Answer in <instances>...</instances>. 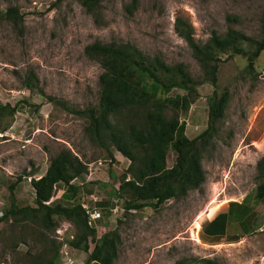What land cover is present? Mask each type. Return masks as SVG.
I'll return each mask as SVG.
<instances>
[{
  "label": "rangeland",
  "instance_id": "374dc122",
  "mask_svg": "<svg viewBox=\"0 0 264 264\" xmlns=\"http://www.w3.org/2000/svg\"><path fill=\"white\" fill-rule=\"evenodd\" d=\"M132 4L105 0V24L98 26L76 0H0V164L9 158L14 171L7 184L0 182V264H46L77 236L65 219H57L56 230L47 232L33 221L7 217L12 205L35 207L28 169L45 174L49 159L65 148L87 165V175L75 182L81 190L77 202L102 214L97 238L110 232L120 237L114 264H195L204 258L219 264H264V198L258 197L264 180L257 170L264 157V52L252 72L246 56H222L217 87L204 83L198 96H191L181 122L187 137L195 139L210 126L214 92L229 95L224 118L214 123V137L203 153L207 180L201 189L158 209L127 211L130 195L117 188L128 159L114 147L106 151L93 142L86 132L88 119L74 113L99 105L103 68L87 55L88 46L130 43L169 65L184 64L202 81L199 63L176 32L177 21L193 26L198 43L230 28L260 40L264 0H139L130 14ZM9 10L22 20L16 23ZM31 73L38 80L35 91L24 83ZM184 94L174 90L171 95ZM14 108L18 112L12 115ZM176 159L170 150L167 167ZM13 183L18 185L15 198L9 191ZM66 189L57 185L52 205H70L58 199ZM229 211L226 235L202 236L203 224ZM71 254L81 264L90 256L78 250ZM55 264H63L61 257Z\"/></svg>",
  "mask_w": 264,
  "mask_h": 264
},
{
  "label": "trees",
  "instance_id": "16d2710c",
  "mask_svg": "<svg viewBox=\"0 0 264 264\" xmlns=\"http://www.w3.org/2000/svg\"><path fill=\"white\" fill-rule=\"evenodd\" d=\"M76 1L92 16L96 25L105 24V0ZM138 1L133 0L128 9L130 14L134 12ZM9 13L16 23L22 20L15 10H9ZM229 21L237 22L238 19L229 17ZM262 25L263 38L260 40L230 28L225 34L214 31L206 43H198L194 38L193 26L179 19L176 32L186 41L199 63L203 71L202 81L195 80L184 64L169 65L161 57L146 55L130 43L119 45L96 42L86 48L87 55L97 60L103 68L99 79L100 100L98 107L74 113L88 119L86 132L93 142L106 151L114 147L131 161L119 190L122 194L130 195L127 211L141 210L147 206L158 209L170 200L186 197L205 184L207 177L202 166L203 153L214 137V123L224 118L229 95L226 93L218 97L214 92L209 106L210 126L195 139L187 137V126L181 122V114L189 111L191 96H198L200 85L210 83L217 87L222 56H246L248 70H254L255 62L264 52V17ZM24 83L31 91L39 87L34 73ZM174 90H181L185 94L172 96ZM38 93L44 95L42 91ZM49 100L52 102L51 98ZM11 112L15 115L18 110L14 108ZM170 150L177 154L172 168L167 167ZM257 170L259 177L264 180V157L258 162ZM87 171V165L77 155L68 148L63 149L49 159L44 176L31 180L35 207L16 208L12 205L7 217L16 221H33L47 232L56 230L57 219H65L77 230V236L70 245L90 254L85 264H114L118 255L119 235L110 232L97 240V231L88 226L87 211L77 202L81 190L75 182L87 175ZM61 183L67 187L62 199L70 205L51 204L56 187ZM16 187L17 184L9 187L12 198H15ZM258 197L264 198V185L259 188ZM229 215L230 211L221 213L203 224L202 236L215 238L226 235ZM90 239L95 242L92 252H89ZM58 255L46 264H55ZM195 264L219 263L204 258L197 259Z\"/></svg>",
  "mask_w": 264,
  "mask_h": 264
},
{
  "label": "built area",
  "instance_id": "2783aa9c",
  "mask_svg": "<svg viewBox=\"0 0 264 264\" xmlns=\"http://www.w3.org/2000/svg\"><path fill=\"white\" fill-rule=\"evenodd\" d=\"M129 163L131 164V161H129ZM128 179H130V176H128ZM117 189L119 191L120 190V186ZM59 198H61V197H58V199ZM48 204H50V203H48ZM82 206L87 211V214L89 216V218H88V226L91 229H94V230L97 231L98 223L102 220V217H103L102 214L99 211H97V210H94V211L91 212L89 207L86 206L85 204H82ZM2 216H3V213L0 212V217H2ZM63 247L64 248H63V250L61 249L60 256H59V258L61 257V259L63 261V264H81L80 262H78V259H76L71 254L72 251H77V250L74 247H72L70 245V243L64 244ZM89 247H90L89 252H92L94 250V248H95V243H93L92 239H90V241H89Z\"/></svg>",
  "mask_w": 264,
  "mask_h": 264
},
{
  "label": "crops",
  "instance_id": "0c3cea01",
  "mask_svg": "<svg viewBox=\"0 0 264 264\" xmlns=\"http://www.w3.org/2000/svg\"><path fill=\"white\" fill-rule=\"evenodd\" d=\"M12 129V128H11ZM12 132V131H11ZM47 158V157H46ZM47 160H48V158H47ZM8 163L6 164V165H1L0 164V182L1 183H5V184H7V179H8V176L10 175H13L14 174V171L12 170L13 168H12V160L11 159H9L8 158V161H7ZM37 167L39 166V165H36ZM49 167V166H48ZM48 169V168H47ZM41 171L42 170H40V172L39 173H32L31 174V169H28V175L26 176V178H28V179H30V180H32V178H41L42 176H44L45 174H46V172H47V170L44 172L45 174H43V175H41L42 173H41ZM30 183H31V181H30ZM13 184H15V183H13ZM12 185V184H11ZM17 187H18V185H17ZM17 187H16V190H15V195H16V191H17ZM30 187H31V189L33 190V188H32V186H31V184H30ZM64 192V190L62 191H60V195L58 196V197H62L61 196V194ZM33 194H34V191H33ZM34 196H35V194H34ZM31 206V205H30Z\"/></svg>",
  "mask_w": 264,
  "mask_h": 264
}]
</instances>
